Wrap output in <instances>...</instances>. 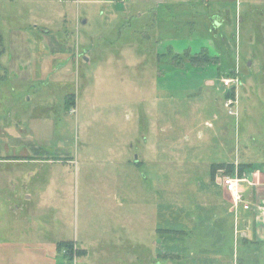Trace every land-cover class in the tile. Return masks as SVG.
Segmentation results:
<instances>
[{
    "label": "rangeland",
    "instance_id": "rangeland-1",
    "mask_svg": "<svg viewBox=\"0 0 264 264\" xmlns=\"http://www.w3.org/2000/svg\"><path fill=\"white\" fill-rule=\"evenodd\" d=\"M0 35V130L37 148L0 164L32 195L0 200V241L30 248L0 262L151 264L157 224L159 253L213 251L220 190L244 205L238 168L264 171V0H0Z\"/></svg>",
    "mask_w": 264,
    "mask_h": 264
},
{
    "label": "crops",
    "instance_id": "crops-1",
    "mask_svg": "<svg viewBox=\"0 0 264 264\" xmlns=\"http://www.w3.org/2000/svg\"><path fill=\"white\" fill-rule=\"evenodd\" d=\"M47 42H57L55 38H47ZM53 51V49H51ZM55 51H63L58 50L55 48ZM58 55V54H57ZM14 60L7 64L5 70H8L7 73H15V75L26 77L25 79H28L31 74L29 72H26L25 69H28L27 67L31 64V57L30 54L26 57L24 55H19L17 52L14 55ZM22 63V65L20 64ZM28 63V64H27ZM25 73H28V75H25ZM46 73V72H44ZM4 131L0 134L2 137H4L3 140H9V138L13 141L10 143V147H7V149H14V147H18L20 145H23V151L22 155H6V160H1L2 157H0V164L3 162H13V161H21L23 160V163L32 161H36V153L37 148L31 147V145H28L25 143V140L22 138V134L19 135L17 132H19L12 124L7 125L6 123L4 125ZM17 131V132H16ZM21 132V131H20ZM22 133V132H21ZM31 149L34 154H31V152L27 149ZM2 156V155H0ZM35 163V162H33ZM25 169V168H23ZM239 170V168H238ZM239 178L244 179L246 181V193H244L245 203L249 204L248 208H245L243 204H240L237 207H233L232 203H230L229 209H227L228 206H226L225 203H228L229 199L227 200V193L223 190H220L219 194L221 195L222 203L219 205L220 211L223 215L221 218L217 219V221H220L218 228L217 225L214 226V230H207L206 233H209L211 231L214 232V242H216V247L211 250H207L206 247H209L207 244V241L200 242L198 248H190V254L194 256V260H191V257L189 260H184L183 256L180 253L173 252L174 250L169 249L164 254L159 253V246H158V236L160 228L158 224L155 226V243L152 240L151 246H154L155 251V257L151 264H160V256H163V259L168 260H174L175 262L173 264H264V180H260L262 177L264 179V171L258 170V169H252L250 168L249 171L242 172L241 175H238ZM257 177V180L256 178ZM241 179V180H242ZM243 181V180H242ZM223 182H220L219 184H222ZM22 184L23 188L21 191L18 190V187ZM30 182L20 181V180H10L7 182H0V200L1 199H8L5 197V194L12 197L14 201L19 200V196L27 195L26 199H31V190L28 185ZM223 185V184H222ZM243 185V184H242ZM21 192V193H19ZM43 196V194H42ZM17 206V204H16ZM223 206V207H222ZM21 207H15V205L12 204L10 207L11 213L13 215H16L18 213V210H20ZM223 209V210H221ZM5 212V211H4ZM4 213H2V218L0 219V225L3 224V217ZM25 218V217H24ZM18 219V217H17ZM170 230H164L166 232H170ZM26 231V230H23ZM176 232V230H174ZM36 233L39 235V230L37 228ZM171 233V232H170ZM173 233V232H172ZM23 241V240H21ZM65 240L59 241L55 243V253L57 246L60 242H64ZM34 243V242H33ZM35 244V243H34ZM37 247H40L36 245ZM24 245L22 243H10L7 244V242L0 241V252H24V251H30V248L24 249ZM210 248V247H209ZM8 249V250H7ZM31 251H36L35 248H31ZM207 252H210L207 254ZM172 253V255L170 254ZM175 253V254H174ZM33 254V253H32ZM183 254V253H182ZM36 257H40L41 253L35 255ZM58 254L56 253L54 257H57ZM25 258H22L18 260L17 262H0V264H28L26 263ZM181 260V261H180ZM47 264V261H39L35 264ZM169 261L168 263H170ZM34 263V262H33ZM167 263V264H168ZM172 263V262H171ZM51 264V263H50Z\"/></svg>",
    "mask_w": 264,
    "mask_h": 264
},
{
    "label": "built area",
    "instance_id": "built-area-1",
    "mask_svg": "<svg viewBox=\"0 0 264 264\" xmlns=\"http://www.w3.org/2000/svg\"><path fill=\"white\" fill-rule=\"evenodd\" d=\"M230 80L231 79H223V83L224 85L230 87ZM233 97H228V99L226 100V105L229 106L230 104H233L234 101H233ZM240 180L239 178H234V177H231V176H226L224 178H222V182H223V185L226 187L227 191L229 192H238L237 190V187H236V181ZM236 200H239V201H242V196L239 194L238 192V197L235 198ZM244 207L245 208H248L249 207V204H244Z\"/></svg>",
    "mask_w": 264,
    "mask_h": 264
},
{
    "label": "trees",
    "instance_id": "trees-1",
    "mask_svg": "<svg viewBox=\"0 0 264 264\" xmlns=\"http://www.w3.org/2000/svg\"><path fill=\"white\" fill-rule=\"evenodd\" d=\"M0 39H1V35H0ZM196 58V57H195ZM207 60H210V58L209 59H207ZM74 103V102H73ZM243 165H246V167H248L250 164H243ZM225 166V163H217V164H212L211 165V176L213 177L214 176V174H215V169L216 168H223ZM243 170H244V168H239V172H243ZM245 171V170H244ZM71 243L72 242H60L59 244H58V246L59 245H61V244H69V245H71Z\"/></svg>",
    "mask_w": 264,
    "mask_h": 264
}]
</instances>
